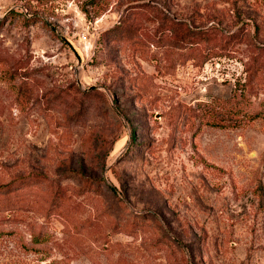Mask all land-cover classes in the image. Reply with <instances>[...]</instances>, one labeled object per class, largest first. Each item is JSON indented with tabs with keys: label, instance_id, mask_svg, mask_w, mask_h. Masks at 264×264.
I'll return each mask as SVG.
<instances>
[{
	"label": "rangeland",
	"instance_id": "1",
	"mask_svg": "<svg viewBox=\"0 0 264 264\" xmlns=\"http://www.w3.org/2000/svg\"><path fill=\"white\" fill-rule=\"evenodd\" d=\"M260 110L264 0H0V264H264Z\"/></svg>",
	"mask_w": 264,
	"mask_h": 264
},
{
	"label": "trees",
	"instance_id": "2",
	"mask_svg": "<svg viewBox=\"0 0 264 264\" xmlns=\"http://www.w3.org/2000/svg\"><path fill=\"white\" fill-rule=\"evenodd\" d=\"M184 32H182L183 34L186 33V35H193V34H196V32H192L190 30H188L187 28H185L183 30ZM217 115L214 116V119L213 120H210V121H206L205 123L207 124H210L212 126H218V127H223L225 125V122L227 121L226 119H233L232 121L238 119L237 116L235 117H229V118H219V116L222 114V112H216ZM243 118H245L246 120H250L252 118H255V117H259V116H262L264 117V110H260V111H256L254 112V114H243ZM222 117V116H221ZM234 126V124H232Z\"/></svg>",
	"mask_w": 264,
	"mask_h": 264
}]
</instances>
